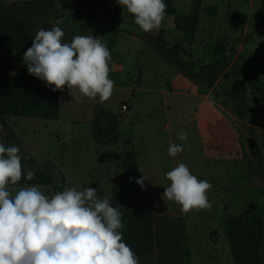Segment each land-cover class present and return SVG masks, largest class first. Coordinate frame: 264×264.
<instances>
[{
	"label": "rangeland",
	"instance_id": "obj_1",
	"mask_svg": "<svg viewBox=\"0 0 264 264\" xmlns=\"http://www.w3.org/2000/svg\"><path fill=\"white\" fill-rule=\"evenodd\" d=\"M173 2L178 14H183L192 12L195 0ZM52 5L47 0H0V76H32L23 60L16 62L5 32L22 29L33 39L39 28H47L44 23H48L50 18H59L58 9L53 11ZM212 6L216 8L215 15L204 17L201 12L203 18L198 33L202 36L210 34L204 42L197 43L199 58L198 63H194L192 81L195 90L204 93L207 91L200 84L202 76L204 83L220 79L209 95V101L221 105L222 110L235 118V123L216 107L208 108L206 102L201 104L200 97L180 95L177 80L172 81L170 75L164 82L172 89L170 93H175L164 96V101L173 95L174 104H177L167 107L168 121L164 116L166 107L162 96L156 94L155 98L162 114L156 121L158 128H163L167 122L175 138L179 130L188 129L192 145L185 146V151L177 156L176 165L185 163L199 179L212 184L207 193L211 210H193L188 214L182 213L175 203L161 198L163 187L170 183L168 180L145 187L149 190L145 196L146 210L165 217L173 216L163 220L180 232L179 244L183 253L180 264H205L217 256L229 257L223 222L253 214L264 216V183H261L264 182V0H201V11ZM78 15L73 5L69 17L72 21L68 23L76 24ZM125 18L129 19L128 12ZM132 24L124 27L125 30L141 33ZM102 41L106 42L112 56L114 38ZM219 41L224 43L223 55L215 49ZM154 51L157 55V47ZM200 61L206 65L201 67ZM213 61L215 66L209 67ZM113 62L120 64L112 59L110 67ZM224 63L229 66L226 75H222ZM134 76L133 72L127 75L122 71L118 76L110 71L109 78L115 81L114 86L118 89H113L111 98L104 103L88 98L77 103L65 87L58 119L10 120L24 151L31 155L35 152L39 166L52 164L55 181L58 185L63 183V189L75 187L80 190L92 186L97 188L101 198L110 197L112 183L122 175L123 162L132 150L129 146L131 115L122 112L121 105H125L127 98L133 95ZM99 110L104 115L98 119ZM219 112L228 122L219 117ZM194 116L195 122H192L190 119ZM107 118H113L118 125L120 137L115 146H104L98 142V139H109L114 131ZM198 135L202 138V145ZM249 137L257 140L259 152L255 155L246 146L245 141ZM163 151L165 155V149ZM44 190L46 194L53 193L50 188L44 187Z\"/></svg>",
	"mask_w": 264,
	"mask_h": 264
},
{
	"label": "clouds",
	"instance_id": "obj_2",
	"mask_svg": "<svg viewBox=\"0 0 264 264\" xmlns=\"http://www.w3.org/2000/svg\"><path fill=\"white\" fill-rule=\"evenodd\" d=\"M117 3L143 33L159 31L167 15L165 0ZM62 24L57 18L50 28L36 31L23 54L28 74L53 92L66 87L77 103L83 98L106 102L115 85L109 78L112 56L106 42L82 34L64 42ZM176 135L179 141L188 139L183 129ZM184 151L185 144L170 142L167 154L175 158ZM165 177L170 183L163 187L164 201L175 203L184 214L211 210L207 193L212 184L185 163L179 162ZM34 178V171L22 164L20 147L0 142V264H139L123 240V212L108 197L101 198L92 186L65 187L52 194L39 184L17 187L22 179ZM144 180L142 176L135 182L143 188Z\"/></svg>",
	"mask_w": 264,
	"mask_h": 264
},
{
	"label": "trees",
	"instance_id": "obj_3",
	"mask_svg": "<svg viewBox=\"0 0 264 264\" xmlns=\"http://www.w3.org/2000/svg\"><path fill=\"white\" fill-rule=\"evenodd\" d=\"M78 1L84 4L83 12L90 11L91 3H97L99 7L107 10L106 22L113 27L126 31L124 27L129 26L124 24L121 18L127 11L118 5L117 0ZM165 3L166 16L174 17L175 28L182 32L183 43L193 41L201 12L205 16L216 13V8L213 6L201 11V0H195L192 12L179 16L171 0H165ZM121 24L123 27H120ZM5 34L16 62L22 61L24 52L31 47L32 38L22 29L9 30ZM154 43L157 47H162L164 44L160 36L155 38ZM215 49H218L219 54L222 55L224 43L219 41ZM227 66L226 63L222 65L223 69ZM60 93V91H51L44 81L34 76H0V142L5 145H18L21 149L22 164L35 173L32 181L22 179L17 187L39 184L52 189L53 193L63 190V183L58 185L55 181L53 165L47 163L39 166L35 157L24 151L22 142L10 123L13 118L56 120L59 117ZM119 137L118 129H115L109 139H98V142L104 146H115L119 142ZM122 166L123 173L113 181L109 200L112 206L123 212V240L131 246L139 258V264H180L183 259L179 244L180 232L174 225L143 209L141 186L135 182L139 178V173L133 151L125 158ZM223 229L233 264H264L261 255L264 244V216L253 214L243 218L228 219L223 222Z\"/></svg>",
	"mask_w": 264,
	"mask_h": 264
},
{
	"label": "crops",
	"instance_id": "obj_4",
	"mask_svg": "<svg viewBox=\"0 0 264 264\" xmlns=\"http://www.w3.org/2000/svg\"><path fill=\"white\" fill-rule=\"evenodd\" d=\"M47 1L53 4L51 8L53 11L58 9L60 13L59 19L63 20L61 27L65 32L64 42H70L72 37L77 34L98 36L101 39L105 38L106 40L114 38L115 47L113 48L112 59H116L120 64H114L113 62L110 67L111 72L117 74L118 76L122 71H124L127 75L132 72L135 75L134 77L136 82L135 84H132L134 88L132 91L133 95L127 98V100L124 102L126 103L125 105H121V107L123 105L127 107L126 110H122L121 108V111L129 112V115H131L129 146L132 149L131 151H133L134 161L139 173V178L142 176L145 178L144 187L141 188L143 209L145 212L150 213L155 217H159L161 219H172L173 216L165 217L160 214L151 213L146 210L145 206V196L149 191L145 189V187L154 185V183H164L167 181L165 173L172 170L176 166L177 157L173 158L169 157L168 154L166 155L169 143H182L185 144V146L192 145L189 137L187 141H179L177 136L175 138L174 135H171L172 129L167 122L163 128L157 127L156 121L158 118L161 119L162 114L160 113V107L155 101L156 94L162 96L164 107H166V113L164 114L166 121H168L167 107L177 104V102L174 104V98L172 97L173 95H170L171 97L167 102L164 101V96L175 93H170L172 89L168 88L166 82H164L165 77L170 75L172 81L177 80L176 87L179 89L180 95L200 97L202 99L201 104L206 102L208 108L216 107L219 109V111H223V113H225L226 116L231 119V122L235 123L236 121L230 113H228L226 110H222L223 107H221V105H219L216 101H209V95L211 94L213 88L220 82V79H217L213 83L212 81H207V83H204V77L202 76L200 84L204 85L206 89L205 91H207L204 93L195 90L196 87L192 81V77L195 73L194 63H198L199 58L197 56L198 53H196V51L198 52L197 43L204 42L207 35L210 34L208 33L202 36L198 33L200 27L199 23L203 18V14L200 13L199 15V22L196 27L194 39L191 43L182 42V32L175 28L174 17L172 16L165 17L159 31L146 33L147 36H151L153 38V41L149 42L147 41V38H142L140 33L136 34L133 32H127L108 24L106 22L108 19L107 10L99 7L97 3H91L90 11L83 12L82 10L85 9L83 6L84 4L78 2V0ZM171 1L173 3V8L176 10L177 8L174 7L175 3L173 0ZM73 5L79 14L75 19L77 22L76 24L68 23L69 17H71V9ZM125 13L126 12H124L121 17L123 23L126 25H133V17H131L129 14V19L127 20L125 18ZM188 13L189 12L178 14L177 12V15L185 16ZM100 14H102V16ZM51 15L52 14L50 13V16ZM204 17L211 16L204 15ZM50 19L51 20L48 23H44L47 28H50L57 18ZM71 27L76 28L73 29ZM78 27L81 30H79ZM70 32L73 33L72 36H70ZM157 36H160L163 40L164 44L162 47H157V45L154 43V40ZM156 47L158 50L157 55H155L156 53L154 51ZM215 64V61H213L209 64V67L215 66ZM199 65L203 67L206 64H204V62L201 63L200 61ZM228 70L229 66L225 68L222 75L228 74ZM202 74L203 73H201V75ZM117 81L119 82V79ZM114 89H118V86H114ZM122 89L132 90V88ZM61 98L62 92L60 93V107ZM201 104L199 106H201ZM219 114L220 118L227 121V118L224 115H222L220 112ZM102 115H104V113L102 110H99L98 119L102 118ZM209 117L212 118V115H209ZM106 120L107 123H110V126L113 124L114 131L118 128V125L115 123L113 118H107ZM190 120L195 122V116ZM93 121L95 122V119H93ZM185 131L188 135L187 128ZM164 133L166 134L165 136L163 135ZM198 137L200 144L202 145V138L199 135ZM163 149H165V155L163 154ZM32 154L34 157L36 156L35 152ZM262 249H264V244H262L261 255ZM262 259H264V255H262ZM197 260L198 259L196 258V261ZM205 264H233V261L230 256L228 257V255L225 257L217 256L215 259L210 260L209 263L206 261Z\"/></svg>",
	"mask_w": 264,
	"mask_h": 264
},
{
	"label": "water",
	"instance_id": "obj_5",
	"mask_svg": "<svg viewBox=\"0 0 264 264\" xmlns=\"http://www.w3.org/2000/svg\"><path fill=\"white\" fill-rule=\"evenodd\" d=\"M140 36L142 38H147V41H149V42H152L153 41V38L151 36H147L146 33L141 32L140 33ZM245 143H246V146H247L249 152L252 155H255L256 153L259 152V147H258L257 140H256L255 137H249V138H247L246 141H245Z\"/></svg>",
	"mask_w": 264,
	"mask_h": 264
},
{
	"label": "built area",
	"instance_id": "obj_6",
	"mask_svg": "<svg viewBox=\"0 0 264 264\" xmlns=\"http://www.w3.org/2000/svg\"><path fill=\"white\" fill-rule=\"evenodd\" d=\"M121 108H122V110H126L127 109V107L124 106V105Z\"/></svg>",
	"mask_w": 264,
	"mask_h": 264
}]
</instances>
